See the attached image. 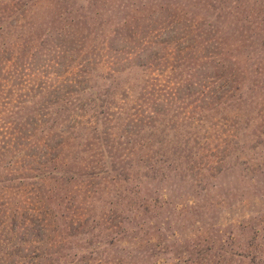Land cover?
<instances>
[{"label": "trees", "instance_id": "1", "mask_svg": "<svg viewBox=\"0 0 264 264\" xmlns=\"http://www.w3.org/2000/svg\"><path fill=\"white\" fill-rule=\"evenodd\" d=\"M77 1L0 9V264H264V212L206 221L224 175L264 195V59L231 49L230 0ZM173 174L207 203L158 249Z\"/></svg>", "mask_w": 264, "mask_h": 264}, {"label": "rangeland", "instance_id": "2", "mask_svg": "<svg viewBox=\"0 0 264 264\" xmlns=\"http://www.w3.org/2000/svg\"><path fill=\"white\" fill-rule=\"evenodd\" d=\"M22 1L0 0V9L16 5ZM122 1L111 0L108 2L106 8L104 7L107 15L115 18L120 17V12L126 9L122 5ZM184 1L186 7L195 12V0ZM69 3L74 4V11L81 13L79 10L82 5L81 2L70 0ZM226 12L227 36L231 49L239 47L242 58L245 61L250 58L251 63L248 62V67L258 64L259 57L264 59V45H262L264 44V0H230ZM106 19H109V17H106ZM258 51L260 56L257 53ZM241 169L233 174L230 178L231 181L226 178L227 175L219 179L225 184L226 189L223 190V193L231 190L234 192H230L228 197L222 198L224 204H222L221 198L214 201L215 208L220 207L221 203L219 221L206 220L207 223H212V225L215 223L217 228L222 225V229H226L228 225H234L251 215L264 212V195L256 194L255 189L251 186L248 187L247 183L238 182L239 176L244 175L243 172H240ZM191 177L189 174L187 176L173 174L168 181L156 189V193L150 194L156 196L162 193L166 198L165 200L170 204V207L165 208V210L161 209L160 216L156 221H153L154 228L149 232L153 238V244L157 245L158 249H163L164 241H167L168 236L173 235L177 238L195 236V217L200 215L201 211L195 204L205 205L207 202L203 201V198L198 195L200 189L195 186V181ZM247 177L252 178V175H247ZM230 182L232 184H229ZM236 190L238 192H235ZM162 205L164 204L161 199L159 206ZM173 210L178 211H175L172 215H167ZM162 221H164L163 228L158 230L157 225ZM159 262V264H170L162 259Z\"/></svg>", "mask_w": 264, "mask_h": 264}]
</instances>
